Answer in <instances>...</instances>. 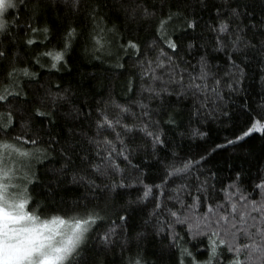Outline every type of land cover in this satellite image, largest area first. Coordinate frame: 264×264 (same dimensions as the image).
<instances>
[{
	"label": "snow or ice",
	"instance_id": "1",
	"mask_svg": "<svg viewBox=\"0 0 264 264\" xmlns=\"http://www.w3.org/2000/svg\"><path fill=\"white\" fill-rule=\"evenodd\" d=\"M105 7L154 35L126 37ZM37 36L57 44L25 60L16 49ZM81 39L85 55L129 73L120 99L45 86L32 70L44 58L49 73L67 70ZM257 77L253 100L245 85ZM185 114L194 139L207 143L203 124L221 116L232 136L198 158L181 155L165 126L180 127ZM257 133L264 139V0H0V264H107L108 253L133 247L124 264H155L143 247L149 234L167 241L161 264L174 252L175 264H264V168L251 179L234 170L225 183L206 167L229 147L251 156L245 145ZM151 161L157 172L146 183ZM132 188L142 193L108 204V194ZM186 244H202L206 259Z\"/></svg>",
	"mask_w": 264,
	"mask_h": 264
},
{
	"label": "trees",
	"instance_id": "2",
	"mask_svg": "<svg viewBox=\"0 0 264 264\" xmlns=\"http://www.w3.org/2000/svg\"><path fill=\"white\" fill-rule=\"evenodd\" d=\"M104 12L109 16L112 23L118 24L120 26L121 32H123L128 38H134L142 42L149 40L154 35V31L150 30L148 25H143L141 27L138 24H129L124 20L123 16L117 19L109 11V7H105ZM57 15L58 12L56 10H51L47 14V23L49 27H54L53 21L56 20ZM203 15L205 20L208 19L207 13ZM43 23L44 21H41V25ZM174 26L177 28L179 34V29L183 27L182 22L176 21ZM89 27H91V25H89ZM109 27H111V24H109ZM21 38L26 39L27 37H24L23 33H21ZM190 38L191 35H189L188 39ZM35 39L38 42L37 44L31 46V48L21 47L16 49L20 52L21 56L25 58V60L29 59L33 54H39L40 52L46 51L57 44L56 40H52L51 43L45 42L47 44V47H45L39 43L42 37L37 36ZM202 42L203 41H201V43ZM85 46V41L83 39L77 43L75 50L70 53L71 59L69 60L67 70L61 68V70L57 72L55 69H53L51 73H49L48 67L50 66L51 62L48 58L41 60V63L45 64L44 69L36 66L32 70L40 73L39 80L41 83L45 84V86H54L56 84H60L63 87H71L73 91L79 87L83 91H90L92 94L96 95L97 98H99L101 94L107 96L109 93H112L117 99H120L125 92V83L128 79L129 73L124 72L123 69L118 70L113 67V65L116 63L115 59H108L102 56L101 59L97 60L93 59L91 55H85ZM119 55L123 56V53L121 52ZM123 62L125 63L126 67L130 66L132 63L131 60H129L126 56H124ZM192 63H195V60H193ZM213 63H215V61H213ZM32 87H35V85H32ZM245 87L251 93L252 99L255 100L256 94L261 91L259 78L257 77L255 80H249ZM253 107H255V105H253ZM162 119H167V117H163ZM229 123V120L223 116L219 117L215 121L209 120L205 122L201 130L208 131L209 133V136L206 138L207 143L198 138L194 139L188 134L189 130L187 128L186 114L183 117L180 127L171 129L169 126H165V130L173 140V144L171 145L173 151L179 152L181 155L190 152L192 155L198 158V155L203 154L204 148L210 149L211 147H214L216 143H222L225 137L231 138L232 132L229 128ZM192 126L197 127L199 125L193 123ZM181 132H184L185 135L181 136ZM136 142L143 143L140 137H137ZM245 149L250 151L252 155L247 156L244 151L239 149L234 150L231 147H229L227 150H219L218 153L214 154L212 163L210 165H206V167H211L214 165L215 168H218L220 170V175L225 177V183H227V177L229 175H234V170L239 171L243 169L247 174V179H251L258 174L259 169L264 168V139L261 138L260 134H254L253 138L249 139L248 143L245 145ZM141 158H144L143 152L140 153L139 157L134 158L133 162L139 163L141 162ZM43 171L44 169H41L42 173ZM145 171L148 173V177L145 182L153 183V177L157 172L156 162L151 161V167L145 169ZM130 174L133 177L139 175L138 173ZM41 178L45 179L43 175ZM217 187H221V185H217ZM37 191H39V189H37ZM118 191L121 193L120 196H117L115 193L108 194V204H115L117 209L125 202V200L129 198L135 199L137 195L141 194L142 188H132L127 190L121 189ZM75 195H78V193L69 194L68 198L72 199ZM222 198V195L218 197V199ZM38 199H42V197H38ZM188 202L191 203L190 200ZM148 207L151 208V203H149ZM44 215L46 214L42 213V216ZM112 218L115 219V217ZM141 224V216L139 214H134L130 229L133 235H135V233L140 230V228L137 226ZM177 231H179L180 234L184 236L182 229L178 228ZM184 239L187 241L188 237L184 236ZM162 244L166 245L167 241H161L159 237L153 238L150 234L144 241L143 247L146 256L150 261H154L155 264H161L160 249ZM185 246L191 248L194 254H197L198 248L203 249L202 244L195 247H193L192 244H186ZM134 253L135 248L133 247L131 252H125L122 257L119 248H117L113 252L107 254V264H124V260H126L129 255H134ZM178 255V252L171 254V257L165 255L163 257L164 264H175L176 260L178 259ZM206 257V252L201 251L197 254V259L199 260H204Z\"/></svg>",
	"mask_w": 264,
	"mask_h": 264
}]
</instances>
